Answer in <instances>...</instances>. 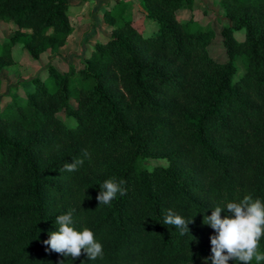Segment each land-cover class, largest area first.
I'll return each mask as SVG.
<instances>
[{
    "label": "trees",
    "instance_id": "16d2710c",
    "mask_svg": "<svg viewBox=\"0 0 264 264\" xmlns=\"http://www.w3.org/2000/svg\"><path fill=\"white\" fill-rule=\"evenodd\" d=\"M140 2L154 32L136 25L131 1L107 3L111 35L82 67L49 65L0 109V264H189L212 255L215 232L203 224L212 209L246 195L264 202V0H221L232 23L222 29L226 61L210 53L212 28L179 19L195 0ZM70 8L0 0V20L14 26L0 43V71L17 45L34 60L64 47ZM238 58L245 69L235 78ZM85 149L82 166L60 171ZM110 178L125 181L127 194L99 205ZM69 210L75 228L103 245L102 259L46 251L55 218ZM168 210L193 218L198 242L163 225Z\"/></svg>",
    "mask_w": 264,
    "mask_h": 264
},
{
    "label": "rangeland",
    "instance_id": "374dc122",
    "mask_svg": "<svg viewBox=\"0 0 264 264\" xmlns=\"http://www.w3.org/2000/svg\"><path fill=\"white\" fill-rule=\"evenodd\" d=\"M117 0H105V2H115ZM131 1L130 13L135 18L136 25L144 32L151 34L156 30L154 21L147 19L142 11L140 0ZM70 17L74 25V32L70 36L68 43L59 51L50 50L42 54L38 60L32 59L29 54L19 45L13 48V64L2 68L0 71V109L8 102V95H19L26 90V82L35 76L43 77L49 65L55 66L63 72L69 64L82 67L85 59L90 55L95 44L111 35V28L104 21L103 7L95 8L91 0H70ZM180 20L195 18L202 25L214 30V37L209 45L210 53L213 57L226 61V49L222 37V29L232 23L226 17L221 5V0H195L193 10L181 9L178 11ZM14 31L12 22L0 20V43L5 38H9ZM238 39H243L245 31L236 33ZM238 78L244 72V64L240 58L237 59ZM60 117L65 118L61 113ZM152 164H167L165 161L152 160ZM211 255H201L189 264H212ZM228 264H238L234 260H229Z\"/></svg>",
    "mask_w": 264,
    "mask_h": 264
},
{
    "label": "clouds",
    "instance_id": "9594fccd",
    "mask_svg": "<svg viewBox=\"0 0 264 264\" xmlns=\"http://www.w3.org/2000/svg\"><path fill=\"white\" fill-rule=\"evenodd\" d=\"M90 158L87 149L83 150V158L65 163L61 172H74L84 164V159ZM125 181H116L114 178L105 180L99 187L100 192L96 199L99 205H110L117 196H125L126 188L122 185ZM222 211L228 215L221 216ZM74 210L55 218L58 230L49 234V239L43 241L47 245L46 251H52L65 257L79 258L82 250L87 259L94 261L103 258V245L96 240L89 228L78 231L74 226ZM193 218L185 219L171 210L167 211L163 225L174 226L180 235H189V224ZM203 224L210 226L215 234L210 237L212 264H228L229 260L239 264H256L264 262V252L260 251V241L264 237V202L260 198L246 195L239 202H229L225 207L216 206L210 216H204ZM191 235V234H190ZM192 240H197L192 236ZM60 264H64L61 261ZM207 264V261H205Z\"/></svg>",
    "mask_w": 264,
    "mask_h": 264
},
{
    "label": "crops",
    "instance_id": "0c3cea01",
    "mask_svg": "<svg viewBox=\"0 0 264 264\" xmlns=\"http://www.w3.org/2000/svg\"><path fill=\"white\" fill-rule=\"evenodd\" d=\"M91 1L94 2L95 8H100L101 5L108 3V2H105V0H91Z\"/></svg>",
    "mask_w": 264,
    "mask_h": 264
}]
</instances>
